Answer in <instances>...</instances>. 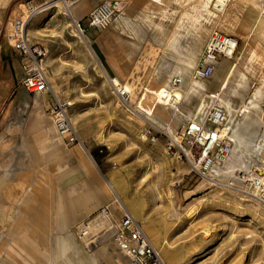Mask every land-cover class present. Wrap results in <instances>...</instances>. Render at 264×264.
I'll use <instances>...</instances> for the list:
<instances>
[{
    "label": "rangeland",
    "instance_id": "obj_1",
    "mask_svg": "<svg viewBox=\"0 0 264 264\" xmlns=\"http://www.w3.org/2000/svg\"><path fill=\"white\" fill-rule=\"evenodd\" d=\"M24 1L0 0V50L12 52L13 56L15 52L6 40L5 29L11 18L23 14ZM213 1L163 0V4L151 0L110 1L117 3L116 18L104 29L85 32L87 43L65 12L50 8L45 12L48 15L45 21L40 14L29 25L35 28L33 33L41 28L44 36H35L32 32L29 36L48 50L46 65L54 93L61 100L72 102L70 116L81 146L99 162L95 173L105 177L106 185L107 180L115 178L109 191L115 199L117 193H121L125 204L141 214L140 220L148 235L154 239L159 237L161 245L150 236L167 264H264V204L251 198L250 191L238 179L239 170L236 171L237 179L220 180L192 171L185 159H173L167 154L166 144L173 134L164 132L167 130L163 125L155 124L142 112L134 110L147 88L157 89L168 80L172 70L186 58L191 44H195L199 57L216 28L240 41L235 56L229 61L237 62V72L245 73L249 88L247 91L241 89L233 98L234 102L241 105L249 101L258 88L264 92V34H260L255 23L257 12L249 7L248 0H234L226 12L214 9ZM132 2L139 5L131 8ZM83 3L87 0L71 6L75 17V6ZM86 7L89 5L82 10L87 11ZM122 19L131 23L125 25ZM201 35L203 41L197 45ZM246 38L251 43L243 48ZM96 39L113 69L94 48ZM218 64L220 69L226 67L225 63ZM19 74L9 67L0 78V136L4 135L6 140L0 145V264H11L12 260L16 264H48L49 259L57 264L58 258L68 249L69 255L75 257L67 237L71 235L72 226L74 233L76 226L86 219L80 222L65 220L62 213L88 210L91 203L99 199L96 190L88 189L89 185L77 175L80 168L73 170L79 167L76 157L88 156L77 142L68 143V137L59 135L66 152L64 164L61 160L62 165H67L64 172L53 161L58 149H52V142L39 134L33 137L35 130L43 127L36 116L45 113L42 110L27 114L28 104L32 102L37 106L41 101L35 97L36 92L17 88ZM190 76L195 79L192 74ZM111 77H119L132 86L127 100L113 88L109 82ZM236 81L237 77H232L231 86ZM41 99L49 101L47 112L54 125L50 112L53 98L46 94L41 95ZM186 126L180 125L177 133ZM56 130L55 127L53 134L58 137ZM22 134L29 153L36 155L37 151L43 161L28 177L12 173V161L6 156L13 150L9 149L11 140ZM86 162L93 167L89 156ZM144 166H149L148 178L137 182L144 173ZM111 171L118 176L106 174ZM66 173V181L62 184L60 180ZM60 185L63 188H59ZM128 186L139 193V197L126 195ZM62 192L65 201L70 198L67 205L60 204ZM145 211L147 214H143ZM59 216L62 218L58 219ZM151 219L169 224L172 240L168 230L154 228L156 224ZM14 225L16 233L19 232L16 236L29 232L28 242L20 240L17 246L12 242ZM53 232L57 236L53 237ZM109 243L113 242L88 252ZM176 245L184 248H176ZM193 248H199L198 252H193Z\"/></svg>",
    "mask_w": 264,
    "mask_h": 264
},
{
    "label": "built area",
    "instance_id": "obj_2",
    "mask_svg": "<svg viewBox=\"0 0 264 264\" xmlns=\"http://www.w3.org/2000/svg\"><path fill=\"white\" fill-rule=\"evenodd\" d=\"M79 1L81 0H26L23 2V14L11 18L5 29L6 40L19 60L20 83L30 92L51 94V117L58 134L68 137V143L81 142L70 116L72 102L61 100L54 93L46 65L48 50L29 36L28 26L49 3H52L54 8L65 7L70 10L71 6ZM214 9L219 12L229 10ZM118 12L116 2L103 1L87 16L86 21H73L76 28L84 34L88 30L106 28ZM239 44V39L234 35L218 28L214 29L197 58L192 76L198 79L211 78L220 59H232ZM119 95L127 100L130 93L122 90ZM205 121L211 126V130L204 125L190 124L178 137L169 135L166 152L173 159H185L192 171L210 178L213 167L223 164L231 151L229 138L220 129L226 121L225 108L219 104L210 106ZM148 133L151 135V131ZM152 140L154 141L155 137H152ZM90 156L98 166L99 162ZM238 174V179L243 182L246 190L264 204V161H259L252 171L239 170ZM116 202L117 210H113L110 205L103 206L76 226L78 241L87 251L113 242L118 251L127 257L128 264H167L142 223L117 195Z\"/></svg>",
    "mask_w": 264,
    "mask_h": 264
},
{
    "label": "bare ground",
    "instance_id": "obj_3",
    "mask_svg": "<svg viewBox=\"0 0 264 264\" xmlns=\"http://www.w3.org/2000/svg\"><path fill=\"white\" fill-rule=\"evenodd\" d=\"M151 1L157 4H163V0ZM214 2L215 1H213L211 5L219 10H224L229 9L233 5L234 0H217L215 4ZM248 3L249 7L257 12L255 23L259 27L260 34L262 35L264 34V0H248ZM50 8H54L52 3H49L41 13L42 20L45 21L47 19L48 15L45 12ZM58 8H60V11L65 12L71 21L75 19L71 13V9L69 10L65 7ZM93 10L94 8L92 11ZM125 23L128 25L130 24V21H125ZM34 30L35 28L30 26L28 28V33L32 32L35 36H44V32L41 28H37L36 32L33 33ZM202 37L203 35L198 39L197 45L202 43ZM81 38L86 43L88 42L83 34ZM250 43L251 41L246 38L244 40L243 48ZM194 45V43L190 45L186 58L172 70L168 80L161 84L157 89L151 90L147 88L146 92L138 98L136 108L133 109L142 112L146 119L155 122V124L159 123L163 125V127H165L163 129L167 130L164 132H171L173 134L172 137H178L179 133H177V128L182 124L204 125L208 130H211V126L205 121L209 107L214 104L223 106L226 110V121L223 126H220V129L222 130V133L229 138L228 140L231 151L228 154L226 161L221 165H215L211 170V173L215 176L213 180H220L221 178L237 179V170L252 171L253 168L257 166L258 161H264V92L262 88H258L249 101L237 105L233 98L240 94L241 89L247 91L249 85L246 82L247 77L245 73L237 72V62H231L229 61L230 59H223L219 62L220 65L225 63L226 67L220 69V66H218L211 78L207 80H201L198 78L192 79L190 73L192 72L198 58L195 50L196 47ZM238 59H241V57ZM244 66H246V63ZM232 77H237L234 86H231ZM109 82H111L113 88L116 89L118 93L122 90H126L132 94L133 89L130 84L123 83L116 77H111ZM148 98H152L149 104L146 103ZM5 141L4 135H1L0 145L4 144ZM79 144H81V142ZM148 167L149 166L143 167L142 170L144 173L136 179L137 182L145 181L148 178L150 170ZM113 186L112 180H107L108 190H111ZM125 192L129 196L136 195V198L139 197V193L132 190L130 186H128V189H126ZM250 194L251 198H253L254 196H252L251 192ZM121 201L125 204L124 200ZM15 226L16 225H14L12 229V234H14L12 242H14L16 246L20 240L28 242L30 240L28 237V235L30 236L29 232L16 236V229H14ZM146 228L149 227L146 225ZM18 233L19 232L16 234ZM163 250L164 249L161 248L162 252ZM197 250H199V248H193V252ZM60 258L61 256L59 259ZM48 264H53L51 259H49ZM183 264L188 263L184 262Z\"/></svg>",
    "mask_w": 264,
    "mask_h": 264
},
{
    "label": "crops",
    "instance_id": "obj_4",
    "mask_svg": "<svg viewBox=\"0 0 264 264\" xmlns=\"http://www.w3.org/2000/svg\"><path fill=\"white\" fill-rule=\"evenodd\" d=\"M104 0H87V3H83V4H79L77 6H75V12H76V17L73 14V11L71 9V13L73 15V17L77 20V21H81L84 20L88 14L86 15V13H89L88 11L92 10L93 7L99 3H101ZM109 1H118L121 2V0H109ZM123 3V2H121ZM89 5V7H86L87 11L82 10V7L85 5ZM139 4L137 2H132L131 8H136ZM125 21H130V20H123L122 22L126 25ZM131 23V22H130ZM94 48L96 50H98L104 57L106 64L113 69L112 64L110 63L109 59L107 58V55L101 45V43L96 39L94 40ZM93 52V51H92ZM11 68V70L14 72H20V64H19V60L15 54V56L12 55V52H6L4 50H0V78L3 77L6 74V71L8 68ZM18 83H20V74L18 76ZM118 79H120L119 77H116ZM121 80V79H120ZM122 81V80H121ZM19 89H23L28 91L21 83L17 85ZM30 92V91H28ZM49 93H38L36 92L35 97L38 98L41 101V104H37L36 103L33 104L32 102L30 104L27 105L28 107V112L27 114H31L33 111H44V114H38L36 117L39 121H41L43 123V127L35 130V132L33 133V137L35 134H39L41 136L47 137L48 140H50V142H52V149H58V156L54 155L53 156V161L54 163H58V168L62 169V171H66L67 169V165H62L61 164V160H63V164L66 161V152H65V148L62 146L61 144V137H59V134L56 130V133L58 135V137H55L54 133V128L53 127V123L50 119V117L48 116L49 113L47 112L49 109V101H42L41 99V95H46ZM39 102V101H38ZM26 114V115H27ZM4 124H1V127H3ZM19 129L23 128L18 127ZM24 133V132H23ZM14 144V146H13ZM78 145L80 146V148L85 152V154L87 153V155L89 156V160L92 162L91 164L93 165L90 166V164L88 162H86V157H81L78 158L76 157V163L79 164V167L74 168L73 170L76 171L80 168V172L77 174V172H75V174H77L79 176V178H81L82 182H86L89 185L88 189H95L96 190V197H98V201L91 203V205L89 206L88 210H84L82 212H78V213H62V217H58V219H65V220H76V222H80V220L82 221V219L84 220L85 218H87L90 214H92V212H95L96 210H98L100 207L104 206V205H110L112 207L113 210H117V202L116 199L113 197V193H111L106 185V180L104 176H98L97 173H95L94 169L97 170L98 166H96L94 164L93 159L91 158L88 150L86 151L85 149L82 148L81 144L78 143ZM12 148L13 150L10 151V154L7 153L6 156H9L11 161H12V168H11V172L12 173H20L22 174V176H26L28 177L29 172H31L36 166H38L39 164H41L42 161V157L40 155L37 154L36 151V155H33L31 153H29L28 151V147L26 145L23 144V134L20 136H17L16 138H13L11 140L9 149ZM37 150V149H36ZM57 158V159H56ZM52 161V163H53ZM57 161V162H56ZM79 162V163H78ZM56 166V165H55ZM108 175L112 174V175H117L116 173H114L113 171L106 173ZM66 177H67V173L64 174L62 176V180H60V183H64L66 181ZM109 177V176H108ZM111 180H115V178H111ZM33 187V186H31ZM59 188H63L62 185L59 186ZM128 189V187L126 188ZM64 193L62 192L59 195V200H60V204L62 205H67L66 203L68 202V199H66L65 201V195H63ZM126 194V193H125ZM127 195V194H126ZM117 196L123 200L122 194L121 193H117ZM114 198V199H113ZM127 207L132 211V213L135 215V217L142 223V221L140 220V216L141 214L136 212L135 210H132V208H130L128 205ZM148 210V208H146V211ZM145 211V213L143 214H147ZM65 215V216H64ZM154 220V219H151ZM76 222L74 223V225L76 224ZM155 224L153 227L156 229H160L164 232H166L168 230V236L169 238L172 240V238L170 237V225L167 223H164L161 221H155ZM143 225V223H142ZM74 226L71 227L70 229V233L72 235L69 236V238L67 237V239H70V243H71V250L74 253L75 257L71 254L69 255V250L65 251V255L61 256V258H58V263L57 264H128V260L127 257L122 254L120 251H118V249L116 248V246L113 243H109L101 248H98L94 251H92L91 253L88 252L84 246L78 241L75 232H72V228ZM169 228V229H168ZM65 233H63L62 235H64ZM150 234V233H149ZM66 235V234H65ZM52 236L55 237L57 236L56 232L52 233ZM75 236V237H74ZM150 236L152 237V235L150 234ZM66 237V236H63ZM152 239L158 244L161 245V241L158 237V239H154L152 237ZM55 241H58V239L56 238ZM155 245V244H154ZM69 247V244H68ZM176 248H184L182 246H178L176 245ZM63 254V253H62ZM11 264H16L13 260L10 262ZM4 264H9L8 262H4Z\"/></svg>",
    "mask_w": 264,
    "mask_h": 264
}]
</instances>
